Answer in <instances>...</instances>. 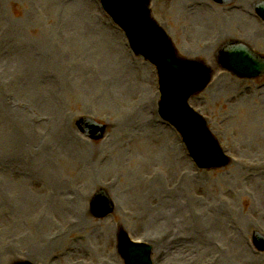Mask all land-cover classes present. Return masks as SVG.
<instances>
[{
  "label": "rangeland",
  "instance_id": "obj_1",
  "mask_svg": "<svg viewBox=\"0 0 264 264\" xmlns=\"http://www.w3.org/2000/svg\"><path fill=\"white\" fill-rule=\"evenodd\" d=\"M191 1L198 0H153L152 14L181 56L216 72L189 101L235 157L211 171L194 166L179 134L158 116L153 66L132 56L99 0H0V264H49L52 255L57 264H123L121 228L132 238L164 235L147 225L146 213L177 196L184 209L167 230L190 235L182 218L190 203H202L212 251L200 256L189 246L188 255L185 242L160 264H213V243L229 255L242 249L239 264H264L251 247L252 230L264 232V89L257 87L264 76L238 79L218 68L214 53L226 35L234 37L232 25L263 32L264 24L245 15L255 0H240L247 20L238 16L236 25L230 13L213 16L224 11L217 5L194 11ZM247 39L264 52V40ZM123 67L127 79L112 88L108 76ZM48 100L54 110L41 104ZM79 116L107 122L103 140L76 131ZM100 186L116 209L93 219L88 202Z\"/></svg>",
  "mask_w": 264,
  "mask_h": 264
},
{
  "label": "water",
  "instance_id": "obj_2",
  "mask_svg": "<svg viewBox=\"0 0 264 264\" xmlns=\"http://www.w3.org/2000/svg\"><path fill=\"white\" fill-rule=\"evenodd\" d=\"M141 1H144L143 12L138 6ZM103 3L107 11L125 29L134 50L157 65L162 88L161 108L165 117L175 119L173 123L178 126L177 128L183 134L187 145L195 150L196 156L202 160L204 166L225 164L224 157L220 155L215 143L209 138L203 124L188 110L185 103L189 94L201 90L208 82V79L204 80L201 68L191 63L178 61L174 57L162 33L158 32V29L147 18L145 7L147 0H103ZM159 39L162 43H159ZM226 54L228 70L238 73L240 76L264 73V61L254 57L247 49L232 48ZM171 69L175 72L178 70H182L184 73L189 71L191 77L180 81L182 78L177 73L171 74ZM173 95L177 101H173ZM94 204L95 208L105 205L104 196L101 195ZM130 264H136V261L131 258Z\"/></svg>",
  "mask_w": 264,
  "mask_h": 264
},
{
  "label": "bare ground",
  "instance_id": "obj_3",
  "mask_svg": "<svg viewBox=\"0 0 264 264\" xmlns=\"http://www.w3.org/2000/svg\"><path fill=\"white\" fill-rule=\"evenodd\" d=\"M241 20H247L246 17H243L241 16L240 17ZM123 70H120V68H117L115 70H112L113 74L109 75L108 78V85L112 84V88H114V86H116L117 84L119 85L120 82H124V80L127 79V74L124 72L125 68L123 67L122 68ZM108 73V72H107ZM122 82V83H123ZM128 84H126L127 86ZM119 87H117V90H118ZM149 98H151L149 96ZM49 102L44 104V103H41L43 104V107H45L46 109L48 108V110H54L52 108V104L50 103V100H48ZM179 199L178 198H175V200L173 202H171V204L168 206L167 209H164L163 211L161 212H156L155 210L154 211H150V212H147L146 214H148L147 216V220L146 223L149 227L151 226H156L157 228H161L164 232L167 231L168 227L170 226L169 224L171 222H173L174 220V217L172 216V214L174 215V212L178 211L179 209H183V204L181 203V201L177 202ZM206 209H208L206 206L203 207L202 204H200L196 210H192L190 209V214L193 215L194 217H196V219H193V218H187V220L189 221V224L190 222L192 224H195L194 227H193V231H192V235L191 237L192 238H197L201 229H202V225H201V221H204L205 219H207L208 217V214H207V211ZM184 211V210H183ZM226 218L224 220V227L226 230H233L231 229L230 226L226 225ZM235 224V223H233ZM158 228V229H159ZM190 228H191V225H190ZM241 230V228H240ZM239 230V231H240ZM166 235V234H164ZM204 233H202L199 238L201 237H204ZM184 237H186L185 235H183ZM165 236H163L162 238H160L159 240V243L161 245H165L166 243L165 242H162V240L164 239ZM237 237V235L235 236V238ZM190 238V237H189ZM192 238H190V240H192ZM241 237L239 236V239ZM197 242V241H196ZM195 242V243H196ZM155 246V245H154ZM241 248V247H240ZM242 251V249L240 250H236V251H233L231 255H229L228 253H223L219 258H217L216 260V264H239L240 260H239V253ZM215 261V260H214Z\"/></svg>",
  "mask_w": 264,
  "mask_h": 264
}]
</instances>
